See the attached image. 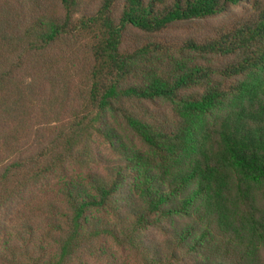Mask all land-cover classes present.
I'll list each match as a JSON object with an SVG mask.
<instances>
[{"label": "trees", "instance_id": "16d2710c", "mask_svg": "<svg viewBox=\"0 0 264 264\" xmlns=\"http://www.w3.org/2000/svg\"><path fill=\"white\" fill-rule=\"evenodd\" d=\"M0 264H264V1L0 0Z\"/></svg>", "mask_w": 264, "mask_h": 264}, {"label": "rangeland", "instance_id": "374dc122", "mask_svg": "<svg viewBox=\"0 0 264 264\" xmlns=\"http://www.w3.org/2000/svg\"><path fill=\"white\" fill-rule=\"evenodd\" d=\"M247 13L248 3H243L240 6L230 8L229 12L217 15L213 18L199 20L193 23L177 24L175 27H172L168 32L165 33V37L184 38L186 36L205 34L208 32V30H211L214 25L237 16L245 15ZM198 30H200L201 32H198Z\"/></svg>", "mask_w": 264, "mask_h": 264}]
</instances>
